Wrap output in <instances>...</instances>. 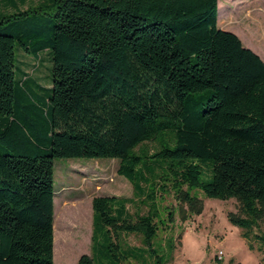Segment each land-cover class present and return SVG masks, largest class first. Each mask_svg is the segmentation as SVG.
Returning a JSON list of instances; mask_svg holds the SVG:
<instances>
[{
    "label": "trees",
    "instance_id": "obj_1",
    "mask_svg": "<svg viewBox=\"0 0 264 264\" xmlns=\"http://www.w3.org/2000/svg\"><path fill=\"white\" fill-rule=\"evenodd\" d=\"M218 5L44 0L0 13V264H54L60 159L118 160V174L150 207L158 188L174 192L181 211H201L194 189L234 199L231 221L264 242L253 233L264 217V60L219 27ZM17 48L37 59L51 53L49 96L26 72L16 81ZM149 142L155 153L136 152ZM118 201L93 199L92 254L77 264H95L99 249L117 257L121 233H143L153 248L155 212L133 220L131 200Z\"/></svg>",
    "mask_w": 264,
    "mask_h": 264
},
{
    "label": "rangeland",
    "instance_id": "obj_2",
    "mask_svg": "<svg viewBox=\"0 0 264 264\" xmlns=\"http://www.w3.org/2000/svg\"><path fill=\"white\" fill-rule=\"evenodd\" d=\"M44 0H0V13L12 15L32 9ZM220 25L237 32L245 45L264 57V0H219ZM219 18V12H218ZM220 27V26H219ZM16 81L26 72L49 96L52 88L51 53L45 51L39 59L16 50ZM163 145H174L168 136ZM159 149L156 142L142 145L136 152L151 156ZM119 161L109 159H60L55 161V240L54 264H77L79 258L92 254L93 208L95 197L130 199L127 212L133 220L147 214L149 209L157 217L158 234L151 249L145 243L143 233H121L114 242L119 250H112L117 257L105 258L94 253L95 264H155L157 257L164 264H264V242L258 238L243 237V229L235 225L230 215L237 214L239 203L232 199L223 201L205 196L198 189L190 190L202 201L201 211H181V202L174 192L158 188L153 205L134 195L130 181L118 174ZM205 170L202 181H210ZM152 185L147 194L154 192ZM152 189V190H151ZM174 212L172 220L167 213ZM253 233L264 235V217ZM100 242L103 237L100 236ZM154 252H153V251ZM222 253L220 258L219 253Z\"/></svg>",
    "mask_w": 264,
    "mask_h": 264
},
{
    "label": "crops",
    "instance_id": "obj_3",
    "mask_svg": "<svg viewBox=\"0 0 264 264\" xmlns=\"http://www.w3.org/2000/svg\"><path fill=\"white\" fill-rule=\"evenodd\" d=\"M218 9H219V18H218V25L220 26V28L222 29V30H225V31H229V29L228 28H225V27H223L222 25H220V12H221V7H220V3H219V5H218ZM230 32H233L234 34H236L240 39H241V37L237 34V32H234V31H230ZM241 41H242V39H241ZM242 43L244 44V42L242 41ZM244 46L245 47H247V48H249V49H251L252 51H254L257 55H259L263 60H264V57L262 56V54H260V53H257L253 48H251L250 46H248V45H245L244 44Z\"/></svg>",
    "mask_w": 264,
    "mask_h": 264
},
{
    "label": "bare ground",
    "instance_id": "obj_4",
    "mask_svg": "<svg viewBox=\"0 0 264 264\" xmlns=\"http://www.w3.org/2000/svg\"><path fill=\"white\" fill-rule=\"evenodd\" d=\"M55 254H56V240H55Z\"/></svg>",
    "mask_w": 264,
    "mask_h": 264
},
{
    "label": "built area",
    "instance_id": "obj_5",
    "mask_svg": "<svg viewBox=\"0 0 264 264\" xmlns=\"http://www.w3.org/2000/svg\"><path fill=\"white\" fill-rule=\"evenodd\" d=\"M219 256H220V258H221V256H222V253H221V252L219 253Z\"/></svg>",
    "mask_w": 264,
    "mask_h": 264
},
{
    "label": "water",
    "instance_id": "obj_6",
    "mask_svg": "<svg viewBox=\"0 0 264 264\" xmlns=\"http://www.w3.org/2000/svg\"><path fill=\"white\" fill-rule=\"evenodd\" d=\"M230 32V31H229Z\"/></svg>",
    "mask_w": 264,
    "mask_h": 264
}]
</instances>
